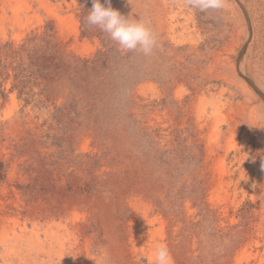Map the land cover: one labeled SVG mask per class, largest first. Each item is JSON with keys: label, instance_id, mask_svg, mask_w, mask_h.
I'll return each mask as SVG.
<instances>
[{"label": "rangeland", "instance_id": "rangeland-1", "mask_svg": "<svg viewBox=\"0 0 264 264\" xmlns=\"http://www.w3.org/2000/svg\"><path fill=\"white\" fill-rule=\"evenodd\" d=\"M8 1L0 0V264H151L157 244L173 264H258L254 158L233 157L241 134L209 144L192 111L196 86H227L209 81L228 72L220 63L208 75L213 51L229 41L223 12L198 11L192 50L169 41L140 0H111L155 34L144 56L85 24L91 0H29L17 22ZM55 13L74 15L77 29ZM19 63L31 72L21 94L11 89ZM221 160L230 185L217 196Z\"/></svg>", "mask_w": 264, "mask_h": 264}, {"label": "bare ground", "instance_id": "bare-ground-1", "mask_svg": "<svg viewBox=\"0 0 264 264\" xmlns=\"http://www.w3.org/2000/svg\"><path fill=\"white\" fill-rule=\"evenodd\" d=\"M36 1L47 8L51 7L47 0ZM140 1L141 3L139 4L142 6L144 4L147 5L145 8L150 13L151 18L169 41L174 44L184 42L188 44L190 49H197L200 42L198 10L190 8L187 0H146L144 3L142 0ZM7 4L11 5L14 9L12 17L16 22L22 15H20V12L30 8L29 0H9ZM221 11L225 15L226 21L231 25V31L227 35L229 41L227 42V48L221 47L217 51H213L211 55L213 66L209 67L208 75L215 73L213 71L215 69L214 65L219 63L227 68L228 72H216L213 75V79H209L206 75H201L203 79H209L211 82L221 81L227 84V86L217 91L208 87L209 85L203 89L196 86L198 95L193 102L192 111L197 122L196 124L201 129L207 127L210 129L211 137L209 136V144L212 140L215 143H219L223 134H226L228 137L241 134L243 141L246 142L240 150L234 151L233 157L239 158V164L243 162V158H254L253 184L255 194L253 202L257 216L256 224L259 228L256 231L255 237L262 239L261 242L256 239L254 243L257 246L263 244L264 247V225L262 226L264 223V0H225V8ZM58 14L56 16L60 23L67 25L73 30L77 29L78 23L74 15L59 16ZM234 55L239 57L238 62L234 61ZM178 90H182V86ZM248 143L249 145H247ZM225 147L227 146L225 145ZM222 160L219 162V169L222 175L217 185L218 188L214 190L213 187L212 189L217 196L226 194L227 188L230 185H228L223 177L227 167ZM137 203L144 211V215H146V204L140 200ZM8 223L21 229L25 227L24 223H21L18 218L9 219ZM248 246L250 248V245ZM255 256L259 258L258 264L264 262L263 253L259 249L256 250Z\"/></svg>", "mask_w": 264, "mask_h": 264}, {"label": "clouds", "instance_id": "clouds-1", "mask_svg": "<svg viewBox=\"0 0 264 264\" xmlns=\"http://www.w3.org/2000/svg\"><path fill=\"white\" fill-rule=\"evenodd\" d=\"M92 6L85 16V24L107 35L118 50L138 52L150 56L158 46L152 29L142 19L124 15L112 7L111 0H91ZM193 10L207 13L209 10H223L225 0H187ZM151 264H173L170 250L165 244H157L152 252Z\"/></svg>", "mask_w": 264, "mask_h": 264}, {"label": "trees", "instance_id": "trees-1", "mask_svg": "<svg viewBox=\"0 0 264 264\" xmlns=\"http://www.w3.org/2000/svg\"><path fill=\"white\" fill-rule=\"evenodd\" d=\"M18 51H13L11 53L12 57L17 56ZM28 66H24L22 67L21 63L17 64L16 66H14V70H16V73L14 74V80H15V84H13L12 88L15 87H19L20 89V94L22 93V91L25 89V87L27 86V84L29 83V81H27L28 77L30 76L31 72H28ZM0 94L5 96V94H3L2 91H0Z\"/></svg>", "mask_w": 264, "mask_h": 264}]
</instances>
